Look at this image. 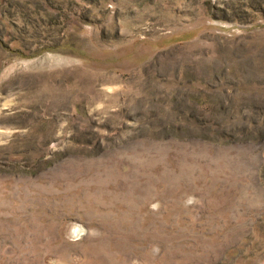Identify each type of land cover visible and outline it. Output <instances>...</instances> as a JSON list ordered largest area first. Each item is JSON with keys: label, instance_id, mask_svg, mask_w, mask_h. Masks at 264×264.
Wrapping results in <instances>:
<instances>
[{"label": "rangeland", "instance_id": "1", "mask_svg": "<svg viewBox=\"0 0 264 264\" xmlns=\"http://www.w3.org/2000/svg\"><path fill=\"white\" fill-rule=\"evenodd\" d=\"M0 264H264V0H0Z\"/></svg>", "mask_w": 264, "mask_h": 264}]
</instances>
